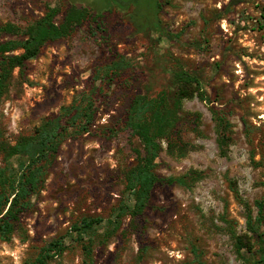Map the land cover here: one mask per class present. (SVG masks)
<instances>
[{
	"label": "rangeland",
	"instance_id": "rangeland-1",
	"mask_svg": "<svg viewBox=\"0 0 264 264\" xmlns=\"http://www.w3.org/2000/svg\"><path fill=\"white\" fill-rule=\"evenodd\" d=\"M157 1L156 15L152 0L128 7L104 0H0V27L26 28L54 7L58 24L73 6L89 11L69 35L48 43L22 74L15 70L0 103V144L15 145L83 94H90L95 112L90 132L61 146L31 209L10 240L0 241V264H32L62 236L68 249L50 264H83L82 246L69 232L85 217L107 223L127 201L124 173L136 165L133 149L139 143L126 127V112L147 89L158 93L176 62L199 72L207 97L183 101L178 130L187 151L172 155L162 140L156 172L164 178L203 175L191 187L159 184L142 217L124 216L119 231L96 241L94 264L259 259L247 220L249 213L258 215L257 202L264 204V0H241L224 17L220 13L232 0ZM15 38L0 33V43ZM213 109L230 124L226 155L217 142ZM2 159L0 153V164ZM243 234L252 237L254 248L238 254L234 235Z\"/></svg>",
	"mask_w": 264,
	"mask_h": 264
},
{
	"label": "trees",
	"instance_id": "trees-1",
	"mask_svg": "<svg viewBox=\"0 0 264 264\" xmlns=\"http://www.w3.org/2000/svg\"><path fill=\"white\" fill-rule=\"evenodd\" d=\"M152 1L158 8L157 15L160 4L157 0ZM104 2L128 7L136 5L138 0ZM240 2L241 0H232L219 17L227 16ZM260 10L264 19V6ZM58 14V8H49L44 17L26 28L14 24L0 27V33L16 37L0 43V103L10 91L15 70L19 69L22 74L27 63L36 59L48 43L69 35L76 26L88 18L89 11L73 6L61 24L56 22ZM158 25L157 18L155 28ZM114 72L116 75L117 71ZM150 92L151 90L147 89L137 95L126 112V127L139 143L138 147L133 149L136 165L124 173L127 201L120 206L117 215L107 220V223L102 217H85L73 224L69 232L70 239L82 246L85 257L83 264H94L93 251L96 241L102 237L108 238L119 231L124 216L136 220L145 214L153 192L159 184L178 183L191 187L203 175L201 172L193 171L181 178H164L156 172L162 151V140H166L168 151L172 155L177 153L181 156L187 151L186 144L180 137L181 130H178L180 122L183 121L182 103L196 95L206 99L207 92L201 75L198 71L176 62L163 88L155 95ZM94 113L92 97L90 94H83L79 101L61 108L59 114L44 119L32 134L20 136L15 145L1 142L0 153L3 159L0 164V241L10 240L22 216L31 209L32 199L42 190L47 170L56 161L61 146L69 138L90 132ZM214 118L217 123V142L221 153L226 155L231 142L230 124L219 111L214 110ZM130 201L134 202L133 206L129 205ZM256 205L258 215L254 218L248 214L247 231L255 237L259 245L257 251L259 259L249 264H264V233L261 231L264 204L257 202ZM102 228L105 229L104 234L100 232ZM234 240L238 254L242 251L251 252L254 248L252 237L248 234L234 235ZM67 249L66 236L57 238L41 250L32 264H50Z\"/></svg>",
	"mask_w": 264,
	"mask_h": 264
}]
</instances>
